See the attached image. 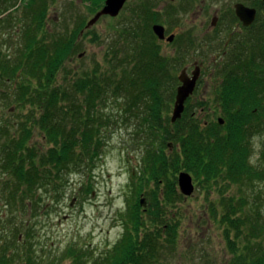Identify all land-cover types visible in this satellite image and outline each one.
Segmentation results:
<instances>
[{
    "label": "trees",
    "instance_id": "1",
    "mask_svg": "<svg viewBox=\"0 0 264 264\" xmlns=\"http://www.w3.org/2000/svg\"><path fill=\"white\" fill-rule=\"evenodd\" d=\"M22 1L0 0V23L17 10L16 19L23 24L16 32L14 55L0 47V101L10 104L9 111L21 112L17 124L0 123V175L10 177L1 180V189L8 191L12 209L25 208L31 197L40 205L43 191L54 192L53 201L59 200L70 175L95 171L106 147L105 131L114 121L105 111L112 100L127 102L125 122L138 121L136 135L146 151L139 173L132 174L135 202L120 214L125 231L112 248L96 256L88 247L74 245L40 262L32 244L20 248L27 242H21L15 228L12 241H0V264H162L178 246L181 223L169 209L186 198L178 184L182 172L191 174L208 195L216 187L221 211L213 206L212 213L222 227L228 264H264V217L249 207L246 197L264 182V150L261 165L252 162V139L264 132V29L235 43L217 63L223 83L214 90L212 105L224 125L219 119L202 122L189 108L172 123L177 75L189 48L181 42L175 54L166 55L153 26L181 9L168 3L157 10L159 0H140L125 30L126 44L112 46L105 64L73 71L66 64L81 52L82 40L93 32L87 29L90 18L106 0L76 2L75 16L66 17L72 26L53 32L49 14L57 0ZM259 3L257 24L264 26V2ZM93 34L92 41L98 42ZM37 132L41 144L33 141ZM233 186L240 194L228 195ZM146 187L150 190L144 194ZM141 195L147 208L141 206Z\"/></svg>",
    "mask_w": 264,
    "mask_h": 264
},
{
    "label": "rangeland",
    "instance_id": "2",
    "mask_svg": "<svg viewBox=\"0 0 264 264\" xmlns=\"http://www.w3.org/2000/svg\"><path fill=\"white\" fill-rule=\"evenodd\" d=\"M168 1L159 0L157 10L168 7ZM76 2L81 5L80 0H57V3L51 7L49 14L51 22L48 26L51 32L64 29L67 24L72 26V21H66V17L70 19L75 16ZM140 2V0H129L127 7L116 18L103 16L90 28L93 29L92 34L82 40L81 52L67 62L66 68L74 71V69L93 68L98 63L105 64L106 53L111 47L119 44L123 46L129 40L125 30L131 25L132 10ZM240 2L242 0H176L171 4L182 11L159 23L166 28V35L169 37L177 34L172 43L160 41L166 55L175 54L181 42L183 47L189 48L184 65L177 76L185 67L189 68L191 76L196 70L195 62L202 64L200 83L191 100L195 101V104L189 106L191 114L196 113L197 118L202 122L214 120L220 115H215V106H213L216 96L214 90L223 83L217 71L219 65L214 63L216 56L218 55L219 60V55H222L224 50L230 52L235 47V43L243 41L250 35L249 32L240 34L239 30L237 33L234 24L229 22H225L222 26L218 25L212 30L211 21L217 11L220 16H231L235 5ZM85 10L82 6V11ZM97 13L90 19H93ZM12 14L13 18L9 17L8 21L0 23V47L3 46L4 50H9L11 55H14L13 43L17 39L16 32L23 24L21 22L19 24L16 19L17 16L20 17V11L15 10ZM5 16L3 17L7 18ZM93 33L99 36L98 42L92 41L95 38ZM227 43H230L228 48H226ZM64 76L65 73L62 72L61 78L63 79ZM202 102L210 103V106L199 107V103ZM126 104L123 99L118 102L112 100L105 109L107 114L114 117V121L105 131L107 139L102 159L90 175L88 172L70 175L69 182L63 188V196H59V200L53 201L54 192L46 194L43 191L40 192V195H43L40 205L35 203L36 197H31L25 202V208L12 209L6 199L8 191L4 192L1 189V180L8 181L10 177L0 175V224L4 222L3 226H6L0 228V241L3 244L12 241L13 230L19 228L21 242H27L20 248L24 247L27 250L28 245L32 244L30 248L36 251L38 260L45 262L53 256H60L70 246L88 247L98 256L118 243L125 231L120 214L135 202L132 174L139 173L142 156L146 151V146L136 135L138 121L133 118L131 122H125L127 113L123 108ZM9 105L0 101V123L17 124L21 112L13 107L12 111H9ZM173 108L174 103L171 116ZM203 108L205 110L201 111ZM33 141L41 144V136L38 132ZM252 145L254 147L252 162L257 166L261 165L264 132L252 139ZM195 186L192 196L186 197L176 207L169 209V215L175 214L173 216L180 221L181 228L176 251L162 264H228L230 260L222 227L212 213L213 206L216 207L217 212L221 211L218 191L214 187L208 195V191L200 184L195 182ZM87 189L91 191L87 192ZM149 190L150 187H146L144 194ZM238 193L240 194L238 186H233L228 195ZM246 197L249 207L260 209L264 217V182H258ZM9 221L12 222L11 225L8 224ZM15 264H23V262L17 261Z\"/></svg>",
    "mask_w": 264,
    "mask_h": 264
},
{
    "label": "water",
    "instance_id": "3",
    "mask_svg": "<svg viewBox=\"0 0 264 264\" xmlns=\"http://www.w3.org/2000/svg\"><path fill=\"white\" fill-rule=\"evenodd\" d=\"M129 0H106L105 6L103 9L97 13V15L90 20L88 23L87 29L92 28L103 16H110L116 18L120 15L121 11L124 9L126 3ZM171 2L176 0H169ZM236 14L238 18L243 22L244 26L249 27L254 24L257 19L258 12L254 8H249L244 4H237L235 6ZM153 31L160 40H167L168 42H173L175 35L166 37V29L162 25H155ZM82 57V55H81ZM201 75V67H196V70L190 76L187 72V69H184L179 75V81L181 85L178 88L176 102L172 115V123H176L178 120L182 119L183 114L186 110L187 100L194 94L198 80ZM221 124H224V120L220 119ZM178 184L181 193L185 197L192 196L195 192L194 179L191 174L182 172L178 178ZM74 205V202L72 203ZM141 206L147 207V200L142 197Z\"/></svg>",
    "mask_w": 264,
    "mask_h": 264
},
{
    "label": "flooded vegetation",
    "instance_id": "4",
    "mask_svg": "<svg viewBox=\"0 0 264 264\" xmlns=\"http://www.w3.org/2000/svg\"><path fill=\"white\" fill-rule=\"evenodd\" d=\"M168 1V0H167ZM261 1H263L264 2V0H261ZM168 3H171V1H168ZM241 4H244V5H246L247 7H249V8H254V9H256L257 10V12H258V18H259V14H260V10H259V0H242V2H240ZM237 4H239V3H237ZM236 4V5H237ZM235 5V6H236ZM233 12H234V14H235V16H234V14L232 13V15L231 16H228V15H225V16H220L221 14L219 13V11H217V12H215V17H213L212 18V21H211V27H212V30H214V29H216L217 28V26L219 25V26H222V24H224L225 22H229V23H231V24H234V30L235 31H237V30H239V33L240 34H243V33H252V32H254L255 30H259V29H264V26H262L261 24H257V22H258V18L256 19V23H254L253 25H251V26H249V27H246V26H244V24H243V22L238 18V16H237V14H236V8L234 7V10H233ZM261 21L262 22H264V18H262L261 19ZM237 33H238V31H237ZM234 35V34H233ZM176 36H177V34H176ZM166 37H169L168 35H166ZM233 37H232V35H231V39H232ZM165 41H167V40H163V42H165ZM168 42V41H167ZM229 44L230 43H227V45H226V48H228L229 47ZM190 45V43L188 44V46ZM228 51L227 50H224L223 51V53H222V55H219L220 57H219V60H218V55L216 56V61L214 62L215 63V65H217V63L219 62V61H221L222 60V58L224 57V56H226L228 53H227ZM176 53V52H175ZM197 62V61H196ZM195 62V64H196V67H197V65L199 64L198 62L196 63ZM200 66L202 65V64H199ZM186 69H187V71H188V73H189V68L188 67H185ZM199 83H200V80L198 81V85H199ZM198 85H197V88H198ZM197 90V89H196ZM194 96V95H193ZM193 96L188 100V102L186 103V108H189V106L190 105H194L195 104V101H191L192 100V98H193ZM205 110V108H203L201 111H204ZM216 115V114H215ZM194 116L197 118V114L196 113H194ZM219 119V116H217V118L216 119H214V121H217Z\"/></svg>",
    "mask_w": 264,
    "mask_h": 264
}]
</instances>
